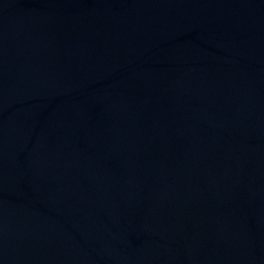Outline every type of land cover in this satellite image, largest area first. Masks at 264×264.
I'll return each instance as SVG.
<instances>
[{"label": "water", "instance_id": "obj_1", "mask_svg": "<svg viewBox=\"0 0 264 264\" xmlns=\"http://www.w3.org/2000/svg\"><path fill=\"white\" fill-rule=\"evenodd\" d=\"M0 264H264V0H0Z\"/></svg>", "mask_w": 264, "mask_h": 264}]
</instances>
